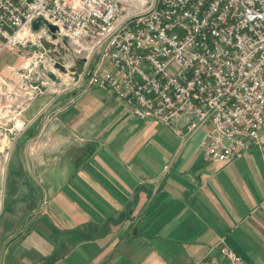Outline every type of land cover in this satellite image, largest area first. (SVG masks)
I'll use <instances>...</instances> for the list:
<instances>
[{"label":"crops","instance_id":"0c3cea01","mask_svg":"<svg viewBox=\"0 0 264 264\" xmlns=\"http://www.w3.org/2000/svg\"><path fill=\"white\" fill-rule=\"evenodd\" d=\"M54 99L0 175V264H264V136L220 164L109 89Z\"/></svg>","mask_w":264,"mask_h":264},{"label":"built area","instance_id":"2783aa9c","mask_svg":"<svg viewBox=\"0 0 264 264\" xmlns=\"http://www.w3.org/2000/svg\"><path fill=\"white\" fill-rule=\"evenodd\" d=\"M67 46L76 63L59 56ZM5 51L22 64L9 68L12 80L0 78V174L31 103L52 89H109L182 143L201 133L215 163L264 136V0H0Z\"/></svg>","mask_w":264,"mask_h":264},{"label":"rangeland","instance_id":"374dc122","mask_svg":"<svg viewBox=\"0 0 264 264\" xmlns=\"http://www.w3.org/2000/svg\"><path fill=\"white\" fill-rule=\"evenodd\" d=\"M59 47V46H58ZM59 56L62 59H67V55H70L71 58H73L74 62L76 61L75 56L73 55V53L71 54L69 52V46H67L66 48L64 47L63 49L59 48ZM70 53V54H69ZM76 63V62H75ZM53 91H47L46 94L44 96L38 97L37 99H35L31 104V106L29 107V110L25 113V118L29 119L32 118L34 116V114L44 105V102H46V100L49 101V105L47 107L51 108L52 105L56 104L55 103V99L52 100L53 97L58 96V94H60L62 91L61 89L55 90L52 89ZM63 98V97H62ZM13 148V147H12ZM13 150V149H12ZM11 152L9 153V157H10ZM9 161V158L6 161H2V166L5 164H7ZM4 165V166H5ZM6 172V166H5V171ZM4 174V173H3ZM1 175V174H0ZM4 185V184H3ZM1 187V186H0ZM2 189V188H1ZM0 189V191H1ZM1 196H0V202H1Z\"/></svg>","mask_w":264,"mask_h":264},{"label":"water","instance_id":"95a60500","mask_svg":"<svg viewBox=\"0 0 264 264\" xmlns=\"http://www.w3.org/2000/svg\"><path fill=\"white\" fill-rule=\"evenodd\" d=\"M38 26H39V23H35V24L33 25L34 29H37ZM49 28H51V30H52L53 32L56 31V29H57V28H55L54 26H51V25L49 26ZM58 67H59L62 71H65V69H64L61 65H58ZM81 67H82V63L79 62V63L77 64V69L80 70ZM49 76H50L51 79H53V80H55V81H57V82L59 81V78L57 79L53 74H50ZM75 77H78V75L76 74Z\"/></svg>","mask_w":264,"mask_h":264}]
</instances>
